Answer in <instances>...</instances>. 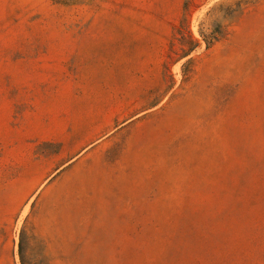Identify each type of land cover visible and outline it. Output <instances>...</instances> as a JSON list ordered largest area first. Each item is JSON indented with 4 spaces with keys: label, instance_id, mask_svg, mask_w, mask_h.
<instances>
[{
    "label": "rangeland",
    "instance_id": "obj_1",
    "mask_svg": "<svg viewBox=\"0 0 264 264\" xmlns=\"http://www.w3.org/2000/svg\"><path fill=\"white\" fill-rule=\"evenodd\" d=\"M0 264H264V0H0Z\"/></svg>",
    "mask_w": 264,
    "mask_h": 264
},
{
    "label": "trees",
    "instance_id": "obj_2",
    "mask_svg": "<svg viewBox=\"0 0 264 264\" xmlns=\"http://www.w3.org/2000/svg\"><path fill=\"white\" fill-rule=\"evenodd\" d=\"M183 23H184V20H182L181 25H180L181 26L180 28H182ZM189 39H190L189 44L191 45V49L194 48V47H196L198 45V43L195 40H193L190 35H189Z\"/></svg>",
    "mask_w": 264,
    "mask_h": 264
}]
</instances>
